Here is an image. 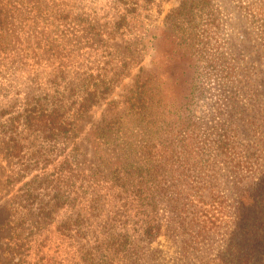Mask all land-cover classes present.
<instances>
[{
    "label": "rangeland",
    "instance_id": "1",
    "mask_svg": "<svg viewBox=\"0 0 264 264\" xmlns=\"http://www.w3.org/2000/svg\"><path fill=\"white\" fill-rule=\"evenodd\" d=\"M0 264H264V0H0Z\"/></svg>",
    "mask_w": 264,
    "mask_h": 264
},
{
    "label": "trees",
    "instance_id": "2",
    "mask_svg": "<svg viewBox=\"0 0 264 264\" xmlns=\"http://www.w3.org/2000/svg\"><path fill=\"white\" fill-rule=\"evenodd\" d=\"M92 78V76H91ZM88 84H82V91H83V99L80 102V107L84 110L90 108L93 104V102H89L90 99H94V97L99 93L100 86L99 84H94L93 81L86 82ZM28 112V113H26ZM26 113V114H25ZM25 116L26 122H28L30 125H35L37 123L38 118L42 116L41 113H37V106L33 107H27L25 112L23 113ZM258 213V211H256Z\"/></svg>",
    "mask_w": 264,
    "mask_h": 264
}]
</instances>
